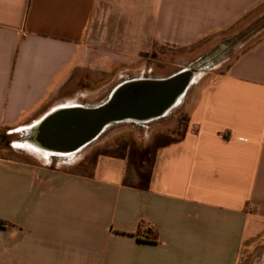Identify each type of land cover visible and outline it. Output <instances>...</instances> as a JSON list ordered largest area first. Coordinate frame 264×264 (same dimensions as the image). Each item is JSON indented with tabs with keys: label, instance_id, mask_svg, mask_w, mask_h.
Segmentation results:
<instances>
[{
	"label": "crops",
	"instance_id": "0c3cea01",
	"mask_svg": "<svg viewBox=\"0 0 264 264\" xmlns=\"http://www.w3.org/2000/svg\"><path fill=\"white\" fill-rule=\"evenodd\" d=\"M263 1L0 0V132L38 123L83 75L229 30ZM188 116L147 172L127 156L87 174L0 158V264H239L264 234V40Z\"/></svg>",
	"mask_w": 264,
	"mask_h": 264
},
{
	"label": "rangeland",
	"instance_id": "374dc122",
	"mask_svg": "<svg viewBox=\"0 0 264 264\" xmlns=\"http://www.w3.org/2000/svg\"><path fill=\"white\" fill-rule=\"evenodd\" d=\"M263 40L264 1L229 30L209 33L194 44L155 48V57L150 55L137 64L109 74L83 75L80 80H73L65 86L64 101L60 106L97 107L105 103L114 89L125 80H135L131 78L138 77L164 79L184 70L195 72L185 94L162 118L148 122L130 120L114 122L95 141L79 152L47 159L37 151L21 145H29L25 142L28 136L25 130L9 133L5 129L0 132V158L19 159L33 164L60 165L67 170L76 167L80 173L87 174L92 172L97 160L103 156H127L132 164L131 169L140 171L143 169L147 172L155 149L183 135L194 95L203 86L224 74L239 57ZM113 126L115 127L112 129ZM141 151L148 152L144 161L141 159ZM255 242V248L243 252L239 264H264V234Z\"/></svg>",
	"mask_w": 264,
	"mask_h": 264
},
{
	"label": "water",
	"instance_id": "95a60500",
	"mask_svg": "<svg viewBox=\"0 0 264 264\" xmlns=\"http://www.w3.org/2000/svg\"><path fill=\"white\" fill-rule=\"evenodd\" d=\"M195 72L184 70L164 79H135L121 83L97 107L61 106L24 129L25 142L39 153L70 156L95 141L114 122H148L164 116L179 102Z\"/></svg>",
	"mask_w": 264,
	"mask_h": 264
},
{
	"label": "bare ground",
	"instance_id": "6f19581e",
	"mask_svg": "<svg viewBox=\"0 0 264 264\" xmlns=\"http://www.w3.org/2000/svg\"><path fill=\"white\" fill-rule=\"evenodd\" d=\"M194 83V82H193ZM115 126L112 127V129L114 128ZM111 129V128H109ZM144 132V131H143ZM28 135V134H27ZM22 146L24 147H27L29 149H32V150H35V152L37 151V149H35L33 146H31L30 144L29 145H25V144H21ZM26 148V149H27ZM38 152V151H37ZM39 153V152H38ZM30 154V153H29ZM43 158L47 159L49 158V154L48 153H39ZM50 165V164H49Z\"/></svg>",
	"mask_w": 264,
	"mask_h": 264
}]
</instances>
